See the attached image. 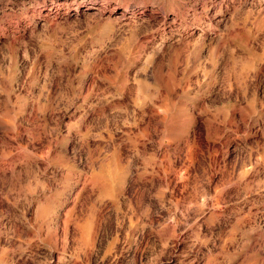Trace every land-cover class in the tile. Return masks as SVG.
<instances>
[{
  "label": "rangeland",
  "instance_id": "374dc122",
  "mask_svg": "<svg viewBox=\"0 0 264 264\" xmlns=\"http://www.w3.org/2000/svg\"><path fill=\"white\" fill-rule=\"evenodd\" d=\"M0 264H264V0H0Z\"/></svg>",
  "mask_w": 264,
  "mask_h": 264
},
{
  "label": "bare ground",
  "instance_id": "6f19581e",
  "mask_svg": "<svg viewBox=\"0 0 264 264\" xmlns=\"http://www.w3.org/2000/svg\"><path fill=\"white\" fill-rule=\"evenodd\" d=\"M161 138V137H160Z\"/></svg>",
  "mask_w": 264,
  "mask_h": 264
}]
</instances>
